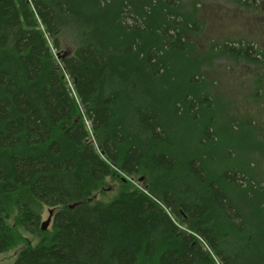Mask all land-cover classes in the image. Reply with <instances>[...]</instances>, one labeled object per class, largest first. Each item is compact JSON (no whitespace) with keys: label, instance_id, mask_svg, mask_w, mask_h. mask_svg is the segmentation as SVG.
<instances>
[{"label":"trees","instance_id":"1","mask_svg":"<svg viewBox=\"0 0 264 264\" xmlns=\"http://www.w3.org/2000/svg\"><path fill=\"white\" fill-rule=\"evenodd\" d=\"M120 12L115 44L82 0H0V254L20 247L12 264H264V192L248 196L242 175L211 177L184 155V136L171 138L177 109L164 110L170 132L139 87L163 75L159 51L135 53L129 34L144 28L125 23L139 20L125 0ZM181 24L163 16L162 51H185ZM175 172L182 187L172 186ZM114 180L117 194L103 201ZM228 190L243 195V212Z\"/></svg>","mask_w":264,"mask_h":264},{"label":"rangeland","instance_id":"2","mask_svg":"<svg viewBox=\"0 0 264 264\" xmlns=\"http://www.w3.org/2000/svg\"><path fill=\"white\" fill-rule=\"evenodd\" d=\"M82 1L84 15H94L95 18L101 16V22L104 24L102 31L110 36L111 42L121 44L124 39L116 34L119 31L115 25L122 16L120 7L124 0H112L111 3L109 1L100 11L88 6L89 0ZM99 1L100 5L104 2ZM125 1L126 7L131 9V15L137 14L135 16L139 19L133 20L127 16L125 23L134 24L139 29L144 28L143 32H140L142 35L129 34L128 44L133 40L137 41L135 53L142 44L149 51H159L158 64L159 68H163L159 73L163 75L155 80L144 77V82L139 87L153 96L157 108H163L161 112L163 118L170 123V132L175 131L176 122L173 111L168 117L164 110L169 112L173 107L177 109L176 115L180 118L178 127L181 129L171 134L173 141L176 136L183 135L184 138H180L178 142L187 148V154L184 155L199 157L198 159L203 161V168L211 177L218 178L224 173L235 171L244 177L242 186L248 196L252 193L262 195L264 0ZM79 6L75 3V7ZM170 14H175L182 20L181 33L186 42L183 52L162 51L160 46L158 39L161 36L159 29L162 26V18H172L173 15ZM142 17L145 19L142 20ZM62 41L65 47L70 49L68 44L73 41V36L65 32ZM247 45L256 50L254 58L240 57L245 56L243 53L236 56L235 51L227 50L228 47L236 49L238 46L242 48ZM61 51L65 52V49L62 48ZM137 56H140V52ZM205 126L211 131V139L200 137ZM121 176L134 186L146 187L145 183L141 184L143 178L134 175ZM116 179L118 180L117 177ZM117 180L107 184L106 187L110 188V191L98 197L103 201L114 198L118 192ZM182 181L175 172L172 186L180 184L179 187H182ZM238 192L232 190L228 194L240 208V205H243V195L238 196ZM192 196L199 195L192 192ZM240 209L242 211V208ZM46 218L47 216H44L42 224L47 221V228L50 219ZM29 239L32 243L35 241L33 236H29ZM19 248L0 254V264H12Z\"/></svg>","mask_w":264,"mask_h":264},{"label":"water","instance_id":"3","mask_svg":"<svg viewBox=\"0 0 264 264\" xmlns=\"http://www.w3.org/2000/svg\"><path fill=\"white\" fill-rule=\"evenodd\" d=\"M139 181H141V179ZM46 226H47V221L44 224H42L43 230L46 229Z\"/></svg>","mask_w":264,"mask_h":264},{"label":"built area","instance_id":"4","mask_svg":"<svg viewBox=\"0 0 264 264\" xmlns=\"http://www.w3.org/2000/svg\"><path fill=\"white\" fill-rule=\"evenodd\" d=\"M136 186V185H135ZM136 187L140 188L139 185H137Z\"/></svg>","mask_w":264,"mask_h":264}]
</instances>
